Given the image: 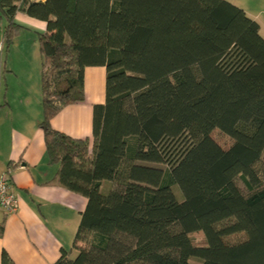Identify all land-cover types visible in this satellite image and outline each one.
Wrapping results in <instances>:
<instances>
[{"label": "trees", "instance_id": "16d2710c", "mask_svg": "<svg viewBox=\"0 0 264 264\" xmlns=\"http://www.w3.org/2000/svg\"><path fill=\"white\" fill-rule=\"evenodd\" d=\"M16 12L46 24L38 128L53 182L87 203L76 255L53 264H264L258 24L226 0H0L5 54ZM89 66L106 70L91 141L50 124L85 100ZM0 264L14 263L2 251Z\"/></svg>", "mask_w": 264, "mask_h": 264}, {"label": "crops", "instance_id": "0c3cea01", "mask_svg": "<svg viewBox=\"0 0 264 264\" xmlns=\"http://www.w3.org/2000/svg\"><path fill=\"white\" fill-rule=\"evenodd\" d=\"M43 2L44 0H40ZM242 9L259 26L264 38V0H226ZM14 21L23 26L5 54L0 16V177L10 171L12 191L18 210L4 214L0 207L1 253L14 264H53L61 251H70L86 206V198L53 182L57 167L48 162L43 133L40 66L37 34L46 24L16 12ZM85 100L68 105L51 119L53 130L74 139H92L93 105L105 101L106 70L102 66L84 68Z\"/></svg>", "mask_w": 264, "mask_h": 264}, {"label": "built area", "instance_id": "2783aa9c", "mask_svg": "<svg viewBox=\"0 0 264 264\" xmlns=\"http://www.w3.org/2000/svg\"><path fill=\"white\" fill-rule=\"evenodd\" d=\"M38 2L40 0H31ZM0 207L4 214L10 215L18 210V198L12 191L10 171L0 177Z\"/></svg>", "mask_w": 264, "mask_h": 264}, {"label": "rangeland", "instance_id": "374dc122", "mask_svg": "<svg viewBox=\"0 0 264 264\" xmlns=\"http://www.w3.org/2000/svg\"><path fill=\"white\" fill-rule=\"evenodd\" d=\"M239 184H240V183H239ZM240 185L242 186V184H240ZM242 187H243V186H242ZM175 194H176L177 199L180 200V195H179V193H178L177 190H175ZM191 237L193 238L194 241H201L202 238H203L202 235H200V234H198V233H194ZM76 253H77V252H76Z\"/></svg>", "mask_w": 264, "mask_h": 264}]
</instances>
